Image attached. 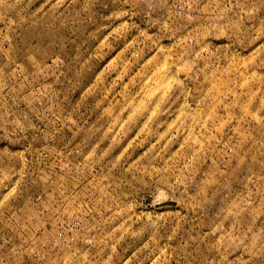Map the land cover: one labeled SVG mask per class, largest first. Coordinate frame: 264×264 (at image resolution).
Masks as SVG:
<instances>
[{"label":"rangeland","instance_id":"obj_1","mask_svg":"<svg viewBox=\"0 0 264 264\" xmlns=\"http://www.w3.org/2000/svg\"><path fill=\"white\" fill-rule=\"evenodd\" d=\"M0 264H264V0H0Z\"/></svg>","mask_w":264,"mask_h":264}]
</instances>
